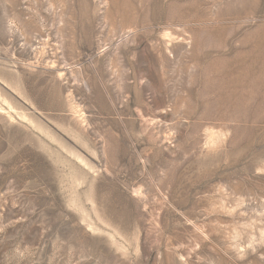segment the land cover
<instances>
[{"label": "rangeland", "instance_id": "obj_1", "mask_svg": "<svg viewBox=\"0 0 264 264\" xmlns=\"http://www.w3.org/2000/svg\"><path fill=\"white\" fill-rule=\"evenodd\" d=\"M0 264H264V0H0Z\"/></svg>", "mask_w": 264, "mask_h": 264}]
</instances>
